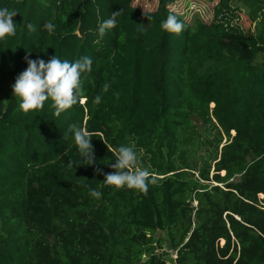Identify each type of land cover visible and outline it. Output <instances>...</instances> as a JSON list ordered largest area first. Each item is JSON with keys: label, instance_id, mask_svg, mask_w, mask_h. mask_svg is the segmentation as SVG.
<instances>
[{"label": "trees", "instance_id": "1", "mask_svg": "<svg viewBox=\"0 0 264 264\" xmlns=\"http://www.w3.org/2000/svg\"><path fill=\"white\" fill-rule=\"evenodd\" d=\"M174 1L142 12L132 0H0L18 13L16 35L0 40V264H170L156 254L165 244L174 264H264V0H218L211 24L185 22ZM169 13L181 34L161 29ZM238 15L250 30L231 24ZM53 55L91 57L85 101L58 117L50 100L25 114L12 92L25 57ZM191 115L227 138L212 176L204 165L195 178L184 161ZM71 125L93 133L94 165L80 164ZM121 145L152 173L147 194L96 171H114L108 147Z\"/></svg>", "mask_w": 264, "mask_h": 264}, {"label": "clouds", "instance_id": "2", "mask_svg": "<svg viewBox=\"0 0 264 264\" xmlns=\"http://www.w3.org/2000/svg\"><path fill=\"white\" fill-rule=\"evenodd\" d=\"M17 11L9 10L7 7L0 8V40L16 35L17 24L14 17ZM120 11L113 12L109 19L98 25L99 37H104L106 33L117 26V17ZM161 29L165 32L179 35L184 30V23L177 18V15H169L161 21ZM44 28L52 35L56 25L51 21L44 24ZM29 32H35L33 24L28 23ZM27 68L22 71L12 85L13 95L18 99V107L25 114L30 111L42 110L47 101L52 102L55 109L54 114L58 117L62 112L71 109L73 106L83 104L85 98L82 96V75L92 70V59L89 56H82L75 61L62 60L57 55H53L47 61L43 59H28ZM110 83L105 82L102 86L107 93L110 90ZM118 96V93H115ZM102 97L97 95L93 99V104L99 105ZM70 130L74 133V142L78 148L82 162L80 164L92 166L96 163L94 147L91 143L93 133L85 127L71 125ZM108 147V146H107ZM108 150L115 156V162L111 164L114 171L102 173L97 168L96 171L104 175L103 183L113 186L116 189L127 188L147 194L149 184L155 180L152 173L141 166L140 158L134 146L121 145L117 149ZM77 164V165H80ZM73 162L69 161L68 167H73ZM84 179H87L83 177ZM89 195L95 199L102 197V192L91 188Z\"/></svg>", "mask_w": 264, "mask_h": 264}, {"label": "rangeland", "instance_id": "3", "mask_svg": "<svg viewBox=\"0 0 264 264\" xmlns=\"http://www.w3.org/2000/svg\"><path fill=\"white\" fill-rule=\"evenodd\" d=\"M217 4L218 0H175L174 3L169 6V9L180 15L187 23L199 20L204 24H211L214 16L217 14ZM157 5L158 0H132V6L142 12H153L156 10ZM232 17L231 24L238 25L244 31L250 30L253 26L244 15ZM190 122L194 128L195 135L187 136L188 140L183 142L182 150L184 152V161L192 168L191 173L194 174L195 178L198 177V171L201 170L204 165H209V167H211L210 175L212 176L213 166L227 138L218 127L217 129H212L209 123L204 124L196 115H191ZM212 122L216 125L215 120H212ZM216 131H220L222 136V142L217 144L218 148H216V142L218 141ZM231 135L233 136L234 133H231ZM239 180L240 177L235 178L234 183ZM196 205V202L192 203V206L196 207ZM153 237L157 240H164L166 239V233L157 232ZM220 245H223L222 241ZM156 254L160 255L167 263H175L176 254L168 248L167 244H165L162 249L157 247Z\"/></svg>", "mask_w": 264, "mask_h": 264}]
</instances>
